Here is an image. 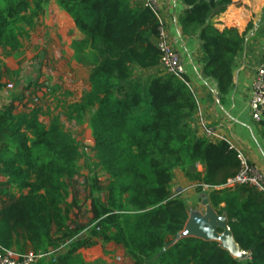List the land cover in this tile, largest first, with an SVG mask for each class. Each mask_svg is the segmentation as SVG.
Instances as JSON below:
<instances>
[{
    "label": "trees",
    "instance_id": "1",
    "mask_svg": "<svg viewBox=\"0 0 264 264\" xmlns=\"http://www.w3.org/2000/svg\"><path fill=\"white\" fill-rule=\"evenodd\" d=\"M48 0H0V48L12 57L44 15ZM84 36L95 58L88 90L62 114L86 123L95 161L87 165L90 217L73 219L69 202L83 153L60 114L48 123L41 110L18 113L12 101L0 109V246L19 256L54 253L38 264H89L80 251L98 245L121 248L133 264H264V193L252 186L227 187L240 170L237 152L194 130L198 104L177 77L137 78L138 69L160 67L159 20L133 0H53ZM184 35L199 33L204 75L222 95L233 89V67L246 33L220 31L214 20L233 0H182ZM4 65L0 61V70ZM0 71V91L6 73ZM188 82L187 78H185ZM189 83V82H188ZM202 167V171L198 169ZM209 191L208 202L225 216L244 261L218 241L179 238L189 215L173 193L174 171Z\"/></svg>",
    "mask_w": 264,
    "mask_h": 264
},
{
    "label": "rangeland",
    "instance_id": "2",
    "mask_svg": "<svg viewBox=\"0 0 264 264\" xmlns=\"http://www.w3.org/2000/svg\"><path fill=\"white\" fill-rule=\"evenodd\" d=\"M44 9V15L36 20L34 28L27 31L28 38L22 39L24 47L20 51L5 57L0 48V61L4 65L0 71L4 73L6 68L19 71L18 77L3 75L2 81L13 88L0 94V109L15 101L18 113L41 110L39 120L43 123H48L53 115H61L62 125L73 135L83 153L82 169L71 186L69 202L73 204V219L86 223L90 217L87 165L95 161L94 141L88 117L86 123L78 124L69 121L62 114L63 108L58 107L78 102L88 90L87 81L95 58L83 37L75 31L73 22L53 0H48ZM5 180L0 177V182ZM195 194V203L189 207L195 213L212 212L209 205L204 204L208 202L209 191ZM80 253L89 264H133L124 251L113 244L98 245Z\"/></svg>",
    "mask_w": 264,
    "mask_h": 264
},
{
    "label": "crops",
    "instance_id": "3",
    "mask_svg": "<svg viewBox=\"0 0 264 264\" xmlns=\"http://www.w3.org/2000/svg\"><path fill=\"white\" fill-rule=\"evenodd\" d=\"M143 2L144 0H133L132 4L141 5ZM160 6L170 44L181 57L186 71L185 77L198 104L194 130L199 136L204 137L198 126L199 118L202 117L210 128L244 152L254 165L264 169V121H255L249 106L252 82L257 68L264 60V0H233L227 11L214 20L220 31L236 28L240 33H244L250 27L246 33L244 49L236 58L233 67V89L225 96L220 93L217 82L204 75V54L199 33L190 36L183 33L181 16L187 9L183 1L161 0ZM75 31L85 39L76 28ZM160 73H162L160 67L138 69L136 77L146 78ZM4 91L5 88L0 94ZM218 94L221 96L218 97ZM198 169L202 171L201 166H198ZM174 174L172 191L186 200L189 215L179 238L196 237V227L203 226L210 220L209 214L195 213L189 207L195 203L193 196L201 185L186 179L180 169H176ZM203 192L207 191L203 189ZM204 204L210 207L209 202Z\"/></svg>",
    "mask_w": 264,
    "mask_h": 264
},
{
    "label": "built area",
    "instance_id": "4",
    "mask_svg": "<svg viewBox=\"0 0 264 264\" xmlns=\"http://www.w3.org/2000/svg\"><path fill=\"white\" fill-rule=\"evenodd\" d=\"M161 0H144L143 4L150 9L159 20V36L156 40V46L162 53L160 61V68L166 74H171L182 80L190 89V84L186 81V71L182 63L181 57L177 51L173 49L169 41V35L161 17ZM12 85H8L6 90H11ZM250 109L252 118L257 122L264 121V60L256 70L254 80L252 82V96L250 99ZM199 129L203 136L213 142L224 141L230 149L237 152L240 161V170L237 176L228 181L227 187L234 186H252L264 193V169L254 165L250 158L242 151H240L231 141L224 138L214 129L210 128L202 117L198 121ZM204 190L208 189L204 187ZM54 253H33L19 256L13 251L5 250L0 246V264H38L41 261L49 260Z\"/></svg>",
    "mask_w": 264,
    "mask_h": 264
},
{
    "label": "water",
    "instance_id": "5",
    "mask_svg": "<svg viewBox=\"0 0 264 264\" xmlns=\"http://www.w3.org/2000/svg\"><path fill=\"white\" fill-rule=\"evenodd\" d=\"M220 96L218 94V97ZM209 219L207 224L196 227V237L205 241H218L222 248L227 250L233 257L244 261L247 258V253L235 242L226 217H220L212 211L209 213ZM219 234H221L220 238H218Z\"/></svg>",
    "mask_w": 264,
    "mask_h": 264
}]
</instances>
